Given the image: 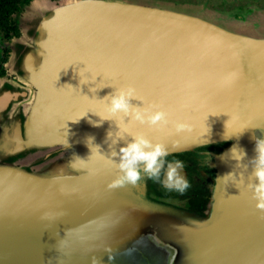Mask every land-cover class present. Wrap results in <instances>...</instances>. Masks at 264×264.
Returning a JSON list of instances; mask_svg holds the SVG:
<instances>
[{
  "label": "water",
  "instance_id": "water-1",
  "mask_svg": "<svg viewBox=\"0 0 264 264\" xmlns=\"http://www.w3.org/2000/svg\"><path fill=\"white\" fill-rule=\"evenodd\" d=\"M84 2L33 5L38 21L19 25L8 66L15 80L0 79V125L12 126L0 130V264H121L139 254L154 264L144 246L170 240L166 228L174 243L211 254L195 264H264V211L249 187L264 121L244 122L247 86L264 105V12L254 17L262 25L237 29L173 8ZM129 86L142 100L133 105L163 109L169 123L113 117L103 98ZM135 135L164 144L170 162L193 154L185 194L147 178L110 187L121 175L112 151ZM55 142L71 146L46 152ZM192 197L202 209L185 204Z\"/></svg>",
  "mask_w": 264,
  "mask_h": 264
},
{
  "label": "clouds",
  "instance_id": "clouds-1",
  "mask_svg": "<svg viewBox=\"0 0 264 264\" xmlns=\"http://www.w3.org/2000/svg\"><path fill=\"white\" fill-rule=\"evenodd\" d=\"M93 91V89H92ZM96 91V90H95ZM133 99L141 100L132 86L117 90L114 94L105 96L108 101V109L112 116L122 114L125 123L139 121L153 127H163L169 123V113L163 109L151 111L139 105H133ZM142 101V100H141ZM101 117V116H100ZM103 120H112L111 117H101ZM126 118H128L126 120ZM101 121V122H102ZM96 123V122H94ZM120 130V123H117ZM176 130H190L187 122H177ZM111 132L108 133L110 135ZM133 139L120 147L119 152L112 151V156H119L117 163L121 175L115 179L110 187H122L128 184L137 185L147 178L161 184L168 191H176L183 195L191 187L188 179L182 174L184 168L182 161H167L169 151L162 143H153L144 135L132 136ZM121 138H124L123 136ZM256 141L255 151L257 155L250 161L255 177V183L249 184L253 189V198L256 200V208L264 211V138L253 137ZM246 152L242 150V156L237 157V165L243 160ZM247 168L248 165H245Z\"/></svg>",
  "mask_w": 264,
  "mask_h": 264
},
{
  "label": "rangeland",
  "instance_id": "rangeland-1",
  "mask_svg": "<svg viewBox=\"0 0 264 264\" xmlns=\"http://www.w3.org/2000/svg\"><path fill=\"white\" fill-rule=\"evenodd\" d=\"M70 1L78 2L79 4L85 3L84 1H91V2H98L104 4H119L120 3H133L135 5H145V6H158L163 8H173L182 10L188 13H196L200 14L212 19H215L219 22H223L226 25L235 28V26H244L253 27L258 24H263L262 22L259 23L258 19H254V17L258 16V13L264 12V3H260L261 6H257V3L260 2L258 0H28L27 3L21 5L20 11L13 16L16 20L18 25L22 27V30L25 32V29L32 28L38 21V14L40 9L42 10L41 6H33L35 4H46L48 2L52 4L62 5L68 4ZM44 3V4H43ZM243 17V19L241 18ZM242 19V21H240ZM15 37L11 38L10 40H5L2 38L0 34V67L3 66L5 68V74L0 76V79L4 80H15V74L10 71V59L11 54L13 53L12 50L15 44ZM6 48L9 49V52L6 53ZM35 95L39 96L38 91L35 92ZM30 101V100H29ZM32 102V101H30ZM37 103V101H36ZM26 109V106L25 108ZM44 133L45 135L49 133V126L45 123L46 122V110H44ZM12 126H4L0 125V130L2 129L3 133L10 132ZM9 129V130H8ZM33 135L39 134V129L37 127V123L34 122L33 130H31ZM254 134L258 135L259 138H264V127H256L254 130ZM71 146L69 143L64 142H55L50 146V149H45L47 151L57 150L64 147ZM212 149L211 146H207L206 150L210 151ZM220 150V147H219ZM43 152H35V155H29L27 158H34V156H40ZM64 156L67 153H63ZM188 156H192L193 154L188 153ZM185 156V155H182ZM55 157H51L50 159L53 160ZM55 160V159H54ZM36 167V166H34ZM187 202V201H186ZM200 210V207L198 208ZM202 209V207H201ZM170 235V240H163L158 241L160 245H155L146 241V245L144 246L145 252L148 255H153L154 257L157 256V259L153 260L154 264H177L176 260L188 262V264H195L201 260H212V256L208 251H206V257L202 259V256L198 253V248L193 247V252H191V247L183 245V244H176L175 239V229L166 228ZM195 245V244H194ZM188 247V248H187ZM136 254V252H134ZM143 252L141 251V254ZM192 254V255H191ZM134 254H131L133 256ZM179 255V256H178ZM140 254L138 258V262H121V264H151L148 262H143L140 259ZM152 258V257H151ZM7 264L8 262H3ZM56 262H51L54 264ZM15 264V263H9ZM21 264V262H19Z\"/></svg>",
  "mask_w": 264,
  "mask_h": 264
},
{
  "label": "trees",
  "instance_id": "trees-1",
  "mask_svg": "<svg viewBox=\"0 0 264 264\" xmlns=\"http://www.w3.org/2000/svg\"><path fill=\"white\" fill-rule=\"evenodd\" d=\"M28 0H0V34L3 39H11L20 35V28L13 18ZM4 67H0V75L4 74ZM204 203L203 200H201Z\"/></svg>",
  "mask_w": 264,
  "mask_h": 264
},
{
  "label": "bare ground",
  "instance_id": "bare-ground-1",
  "mask_svg": "<svg viewBox=\"0 0 264 264\" xmlns=\"http://www.w3.org/2000/svg\"><path fill=\"white\" fill-rule=\"evenodd\" d=\"M243 48V54L245 55L247 53V48L241 44ZM255 67L253 66L252 62L249 60L247 62V70L248 72L252 73L255 71ZM253 80V79H252ZM247 96H246V101L247 102V113H245L244 117V122L249 123L252 125V123L259 122V121H264V105L263 101H261L258 90H256L255 84L253 86L249 87L247 86ZM246 104V103H245ZM228 115L230 114H235L236 111H238V108L234 106L233 108H229Z\"/></svg>",
  "mask_w": 264,
  "mask_h": 264
},
{
  "label": "flooded vegetation",
  "instance_id": "flooded-vegetation-1",
  "mask_svg": "<svg viewBox=\"0 0 264 264\" xmlns=\"http://www.w3.org/2000/svg\"><path fill=\"white\" fill-rule=\"evenodd\" d=\"M258 1H260V2L257 3V6H261L260 3H264V0H258ZM7 40H10V39H7ZM5 51H6V53H8V52H9V49L6 48ZM4 70H5V68H4ZM4 74H5V71H4ZM4 74H1L0 76H3ZM188 159H189V156H188V155H185V156H179V157H177L176 160H179V161H182V162H183L184 160H188ZM185 204H186L188 207L193 208V209H198L199 207H200V209H201V207H203V204H204V203H202V201L199 200V198L192 197V198H189V199L187 200V202H185ZM198 210H199V209H198Z\"/></svg>",
  "mask_w": 264,
  "mask_h": 264
}]
</instances>
